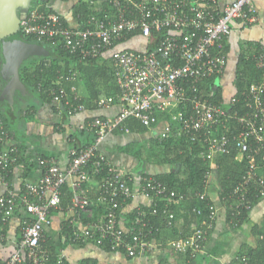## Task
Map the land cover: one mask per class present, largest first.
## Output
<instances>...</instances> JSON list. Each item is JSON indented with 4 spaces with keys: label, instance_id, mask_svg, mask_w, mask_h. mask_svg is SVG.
<instances>
[{
    "label": "built area",
    "instance_id": "built-area-1",
    "mask_svg": "<svg viewBox=\"0 0 264 264\" xmlns=\"http://www.w3.org/2000/svg\"><path fill=\"white\" fill-rule=\"evenodd\" d=\"M255 1L235 0L215 17L211 8L216 0H195L194 4L186 0H106L109 13L103 12L101 17L91 15L84 27L66 26L58 13L41 10L40 6L30 7L20 17L19 34L61 44L79 61L100 57L133 32L143 38H150L152 32L168 33L150 50L112 52L111 64L121 108L115 118H93L78 127L79 131L94 135L92 144L83 148L71 146L65 168L55 158L39 159L37 181H22L20 192L7 188L0 195V240H4L3 230L18 209L27 215L20 226L18 242L4 264H50L49 252L42 247L44 232L52 225L51 209L61 205L62 189L66 185L71 192L74 225L81 215L92 218L94 210L101 207L97 219L73 230L72 243L106 245L111 251H123L127 257L136 258L145 256L151 249V236L157 231L148 215L160 213L166 226L171 227L175 219L170 211L173 201L183 202L190 196L179 195L153 176L141 178L140 192L161 201L163 208L159 212L156 202L149 214L138 209L129 226L123 227L119 222L120 211L134 197L132 182L98 150V145L129 118L151 129L158 124L156 113L169 114L178 138L185 137L191 144L199 145V156L210 163L217 155L229 154L234 143L237 158L244 159L247 165L241 181L229 196L234 199L229 205L232 219L250 210L247 201L250 192L264 198V174L259 172L264 169V79L250 85L244 94V112L235 111L231 116L222 104L212 103L199 90L204 81L223 74L227 58L221 43L230 36L232 22L256 21ZM89 4L93 5L92 1ZM256 66L264 69V50L259 51ZM70 74L59 76L49 90L51 103L63 107L67 116L85 111L74 86L77 73ZM114 102V97L100 98L97 107L107 108ZM235 103L236 99L231 96L230 104ZM228 119L238 126L237 133L231 132ZM170 132L166 125L159 140L169 138ZM229 132L233 134L229 136ZM9 138L0 117V187L9 185L10 170L19 157V149L8 146ZM205 177L210 179V171ZM92 180L97 182L95 188L88 187ZM92 190L94 198L89 196ZM193 197L205 203L204 210L193 209V213L202 216L201 224L194 226L190 236L167 243L174 252L190 259L204 251L203 243L217 216L216 207L206 199V194L195 193ZM236 260L234 264H247L245 257ZM56 264H64L61 255Z\"/></svg>",
    "mask_w": 264,
    "mask_h": 264
},
{
    "label": "crops",
    "instance_id": "crops-1",
    "mask_svg": "<svg viewBox=\"0 0 264 264\" xmlns=\"http://www.w3.org/2000/svg\"><path fill=\"white\" fill-rule=\"evenodd\" d=\"M77 1L42 0L41 3H46L47 7L61 15L70 27H76V21L72 16L71 9ZM90 1L93 3L91 6L97 12L105 11L109 13V10L105 9L104 5L106 0ZM186 1L188 4L195 3V0ZM234 1L216 0V4L211 8L212 14L215 17L222 14L224 8ZM255 7L257 10L255 22L244 24L241 21H234L230 24V36L221 43V48L227 58V66L220 80L222 77L225 78V76L229 79L233 76L240 54L247 55L254 53V50H264V0H256ZM150 43V38L133 37L127 42L119 44L116 47V51L132 50L144 52L153 48L154 45ZM111 54L112 51L105 52L98 61L100 63L107 61L108 65L112 67ZM4 84L5 77L0 71V114L3 117L1 119L10 134L8 146L17 147L19 149V157L17 163L10 170L9 185L0 187V195L5 193L7 188L17 193L20 192L22 190V181H37L40 176V168L37 165V161L41 158H55L60 166L65 168L68 163L70 138L78 130V127L93 118L102 120L115 118L121 108L117 101V95H105L100 98H115V102L109 107H97L94 110L85 108L82 113L67 116L63 107L52 103H42L29 92L26 95L16 94L10 104L8 98L1 95ZM74 84L80 98L87 97L84 82L80 81L79 77ZM230 92H232L231 87ZM229 97L228 95L225 98L229 99ZM165 128L166 124L164 121L158 120L156 127L154 126L144 134L125 132L121 135H114L110 133L98 145V150L115 167L129 176L132 182L134 197L119 214V222L123 227L129 225L128 220L131 212L140 208H149L153 204V198L150 195H144L140 192L143 174L164 175L172 171L176 172L169 165L155 163L149 155L152 139H155V136L159 135ZM127 146H129V153L122 151V148ZM139 151L140 157L136 156ZM148 158L151 161H148ZM212 167L214 166L212 165ZM209 181L211 183L206 186L205 193L216 207L217 216L213 228L208 232L200 264H233L235 259L238 258V252L241 248L254 247L256 244L257 237L252 234V229L257 225L261 226L264 224V198L250 209L247 221L234 228L231 227L227 220L226 210L229 209H227L224 201H220L217 184L213 182L211 177ZM96 183L93 180L88 187L95 188ZM69 191L65 187L62 195L63 200L67 201L66 210L62 211V208L54 210L51 214L52 225L45 229V232L47 231L46 234L53 238L51 242L54 246H58L61 223L67 219L70 221L74 220V214L70 207L71 194ZM89 196L90 198L95 197L93 190L89 192ZM95 211L93 212V217L95 216ZM93 217L87 218L84 215V219H81L79 226L85 227L96 219ZM183 217L184 215H179L175 226L177 230H183L184 228L182 223L185 220H183ZM20 226L19 218L12 217L10 219L6 236L4 240H0V263H4L7 260L17 244ZM173 236L174 233L171 230L165 231L161 236L151 240V249L147 251L145 256L136 258H129L121 252H107L89 243L82 246L69 245L63 251H60V254L64 255L69 264H79L83 260H90L95 262V264H188L189 262L185 263L182 255L177 254L168 246L167 243L172 240ZM194 264L196 263L194 262Z\"/></svg>",
    "mask_w": 264,
    "mask_h": 264
},
{
    "label": "trees",
    "instance_id": "trees-1",
    "mask_svg": "<svg viewBox=\"0 0 264 264\" xmlns=\"http://www.w3.org/2000/svg\"><path fill=\"white\" fill-rule=\"evenodd\" d=\"M104 5L105 9H108L109 5L106 1ZM33 6H40L41 10L54 12L51 8L47 7L46 3L43 4L37 2V0H33L31 7ZM71 12L74 20L76 21V27H84L86 26V21L91 15L101 17L104 14L103 12L105 11L97 12L96 10H94V7L89 4V0H78L71 9ZM20 17H22V15ZM60 17L64 20L65 25L69 26L61 15ZM167 33V31H162L160 33L152 32L150 37V44L154 46L157 45L161 39L167 36ZM21 36L26 41L38 43L44 46L49 52V56L46 58L33 57L25 60L19 70L20 80L25 86L26 90L30 94H32V96L34 95L35 97H37L42 103H51L49 90L56 85L55 83L59 76L68 77L69 75H71L70 72L73 71L77 73L80 81L82 80L84 82L85 88L87 90V97L80 98V103H82L86 109H96L97 101L101 96H116L119 93L112 67L108 65L107 61H104L102 63L98 61L104 53L100 57L95 59L79 61L76 56L70 54L67 50H65L61 46V44L37 41L33 37L23 35ZM133 37L141 36L138 32L130 33L124 36V38H122L120 41H118L111 51H116V47L119 44L125 43ZM258 53V50H254V53H249L247 55L242 53L239 55L234 72V87L236 88V93L233 95V98L236 99L237 103L230 104V98L226 99L224 97L222 86L217 84V81L221 76H214L204 81L199 87L200 92L212 103L222 104L226 111H230V116L235 111L244 112V94H246L250 85L258 83L264 79V69H259L256 66V58ZM0 59H2L1 47ZM69 87L70 86L68 85V91ZM178 110L179 109L177 108L173 110V112H176ZM156 115L159 120L167 121L172 124L169 114L156 113ZM0 117L3 119L1 114ZM227 124L231 128V132H233L234 134L237 133L238 126L231 119L227 120ZM148 130L150 129L142 126L136 119L129 118L121 123L119 127L114 129L112 131V134L121 135L125 132L144 134L148 132ZM174 133L175 132L172 131V134ZM233 133L229 132L228 135L230 136ZM70 140V147L74 146L83 148L93 143L94 135L85 131L77 130L75 134L71 136ZM128 149L129 146L122 148V151L125 153H129ZM200 152L201 147L197 144H191L185 137L178 138L170 136L165 140H159L157 138L152 139V144L149 148V155L152 160L159 165H169L171 166V168L175 169L176 172L172 171L164 175L143 174L142 178L146 176H153L164 182L170 190L179 193V195H186L188 197L190 196V199L183 202H179L177 199L173 201L172 205L170 206V211L174 214L175 219L172 222L171 227L166 226L163 216H161L160 213L157 216L153 217H151L150 215L147 216V219H149L153 227L157 229V231L154 232V234L151 236V240L161 236L167 230H171V232L174 233L172 240L184 238L192 234L194 226L201 224L202 216H198L193 213V209L204 210L205 203L194 198L193 195L195 193L206 194V186L210 185L211 183L209 179L206 180L205 175L207 171H210L213 182L218 186L220 201H224L227 209H229L230 204L234 203V199L231 200L229 196L232 193L233 189L241 181L247 165L244 159L239 160V158H237L238 152L235 144H231L229 154L217 155L214 157L211 163L208 161H204L199 156ZM139 153L140 151L137 152L136 156L140 157ZM148 161H151V159H149ZM212 165L214 167H212ZM259 172L260 174H264V169L260 170ZM91 182H93V180ZM66 188L67 190H70L68 185H66ZM64 189L65 187L62 189V195ZM69 193L71 194L70 191ZM206 199L209 201L208 197ZM260 200L261 198L255 197V193L252 192H250L247 196V201L250 205V209L256 206ZM156 202L157 204H159V207L157 209L160 212L161 207L163 208L161 204L162 202L153 199V203ZM210 203L212 204V201H210ZM66 206L67 201H64L63 197L61 196V205L59 206V208H62V211H65ZM150 207L142 209L147 211V213L149 214ZM54 210L56 209H51L50 217ZM95 210L96 213L93 218L97 219V217L101 213V207H98ZM231 212V210H226L227 220L230 223L231 227L235 228L247 221L250 210L242 211L237 219H232L230 217ZM204 213L205 212H203L202 214ZM136 214L137 211L131 212L128 224H130L135 219ZM179 215H184L183 220L185 221L182 223L184 225L183 230H177L175 227ZM13 217L19 218L21 226L24 221L27 220V215L22 209H18ZM79 219L80 221L81 219L83 220L84 215H81ZM80 221L76 222L75 225L72 223V220L70 221L69 219L61 223V228L59 231L60 236L57 244L58 246H54L51 242L53 238L50 235L46 234L47 231L44 232V241L42 242V247H44V249L49 252L50 264H56L57 257L59 255L62 256L64 264H69L64 255L60 254V251H63L69 245H83V243H72L71 241L73 230L79 227ZM7 230L8 226L3 230L5 236ZM252 234L257 237L255 246L241 248L238 252V258L240 259L242 257H245L247 260V264H264V224L261 226H255L252 229ZM205 246L206 241L203 243V247ZM96 247H99L107 252H114L111 251L110 248L106 245ZM117 252L124 253L123 251ZM182 256L185 263L189 262L188 264H194V262L196 264H200V260L203 258L202 253L194 259H190L185 255ZM236 262L237 260L235 259L234 263ZM79 264H95V262H92L90 260H83L79 262Z\"/></svg>",
    "mask_w": 264,
    "mask_h": 264
},
{
    "label": "water",
    "instance_id": "water-1",
    "mask_svg": "<svg viewBox=\"0 0 264 264\" xmlns=\"http://www.w3.org/2000/svg\"><path fill=\"white\" fill-rule=\"evenodd\" d=\"M33 0H0L1 74L5 77L2 96L10 102L16 94L26 95L19 70L25 60L49 56L48 50L38 43L26 41L19 34L20 16L32 6Z\"/></svg>",
    "mask_w": 264,
    "mask_h": 264
},
{
    "label": "rangeland",
    "instance_id": "rangeland-1",
    "mask_svg": "<svg viewBox=\"0 0 264 264\" xmlns=\"http://www.w3.org/2000/svg\"><path fill=\"white\" fill-rule=\"evenodd\" d=\"M41 1H42V0H37V2H40V3H41ZM222 78H223V79H222ZM222 78H221V80L219 79V80L217 81V84H219L220 86H222L224 97H226V96H228V95H229L230 97L233 96V95L236 93V88L234 87V74H233L232 77H230V79L227 78L226 76H225V78H224V77H222ZM230 87H231V89H232V92H230ZM231 93H232V95H230ZM230 97H229V98H230ZM164 123H165L166 125H168L169 130H171V132H170V136L178 137V136H177V129L174 127V125H173V124H170V123L167 122V121H164ZM172 131L175 132V133L172 134ZM160 134H161V133H160ZM160 134H159V135H156L155 138L159 139Z\"/></svg>",
    "mask_w": 264,
    "mask_h": 264
}]
</instances>
